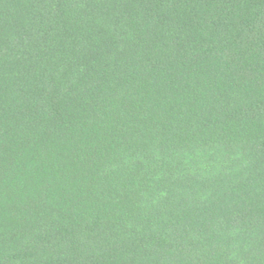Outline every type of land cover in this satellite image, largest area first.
I'll use <instances>...</instances> for the list:
<instances>
[{"label":"trees","instance_id":"obj_1","mask_svg":"<svg viewBox=\"0 0 264 264\" xmlns=\"http://www.w3.org/2000/svg\"><path fill=\"white\" fill-rule=\"evenodd\" d=\"M0 264H264V0H0Z\"/></svg>","mask_w":264,"mask_h":264}]
</instances>
